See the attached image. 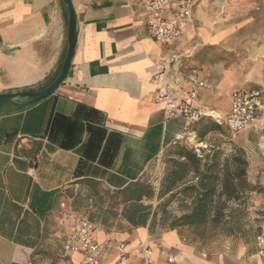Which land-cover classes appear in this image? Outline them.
<instances>
[{
	"label": "crops",
	"instance_id": "crops-1",
	"mask_svg": "<svg viewBox=\"0 0 264 264\" xmlns=\"http://www.w3.org/2000/svg\"><path fill=\"white\" fill-rule=\"evenodd\" d=\"M147 1L72 0L78 41L66 82L37 103H0V264H78L81 253L63 252L75 222L63 212L89 218L99 242H125L129 264H146L144 245L152 248L154 264H169L162 250L174 256L173 264H264L259 236L208 252L190 243L193 227L172 228L174 220L164 224L154 217L152 201H142L152 206L145 224L124 216L134 203L116 202L122 190L145 181L186 127L181 119L166 122L158 98L154 76L164 56H190L173 71L185 75L197 68L206 83L200 105L217 106L222 116L232 92L249 90H233L221 105L188 48L192 28L174 44L155 42L143 12ZM68 29L64 0H0V94L51 84L67 55ZM258 89L264 118V90ZM259 165L253 183L264 187V158ZM103 261L118 264L116 248Z\"/></svg>",
	"mask_w": 264,
	"mask_h": 264
},
{
	"label": "rangeland",
	"instance_id": "rangeland-1",
	"mask_svg": "<svg viewBox=\"0 0 264 264\" xmlns=\"http://www.w3.org/2000/svg\"><path fill=\"white\" fill-rule=\"evenodd\" d=\"M199 2L197 20L187 45L194 49L195 60L206 74L207 89L218 94L220 104H225L228 94L235 89L264 90V0ZM207 106L220 112L217 106ZM207 122L214 121H204ZM221 126V132L210 133L204 138V146L208 145L205 154L219 150L223 156H230L236 147L241 148L249 162L248 180L260 185L262 190L246 194L240 202H229L228 217L222 223L210 220L204 226L188 230L190 243L208 252L248 244L264 233V187L253 183L259 161L264 158V134L247 130L234 135L225 125ZM176 147L169 146L146 175L145 181L159 193L165 184L170 155ZM152 202L164 224L182 216L190 206L182 201L178 190Z\"/></svg>",
	"mask_w": 264,
	"mask_h": 264
},
{
	"label": "built area",
	"instance_id": "built-area-1",
	"mask_svg": "<svg viewBox=\"0 0 264 264\" xmlns=\"http://www.w3.org/2000/svg\"><path fill=\"white\" fill-rule=\"evenodd\" d=\"M199 0H148L143 5L144 15L148 19L151 37L157 43L170 45L180 41L186 32L195 25V11ZM173 53L163 57L159 71L154 76L158 84V98L163 105L166 122L181 119L185 129L175 135L171 145L176 146L187 142L198 154L201 148H207L199 143L197 134L189 131V127L204 119H211L219 125H225L236 135L252 130L264 134V118L260 112L263 92L258 88L235 90L231 94L230 110L222 116L214 109H209L199 103V91L206 87L205 81L198 78L199 70L192 68L190 73L181 75L173 71V67L182 59ZM190 84V88L186 85ZM65 220H75L73 229L62 245L65 256L81 253L78 264H104L103 255L117 252L118 264H129L128 245L120 242L114 246L113 240L99 242L96 239V226L86 217H76L72 212H63ZM146 264H154V252L148 245L141 246ZM258 255L264 259V233L258 238ZM169 264L175 262L174 256L164 250L160 252Z\"/></svg>",
	"mask_w": 264,
	"mask_h": 264
},
{
	"label": "trees",
	"instance_id": "trees-1",
	"mask_svg": "<svg viewBox=\"0 0 264 264\" xmlns=\"http://www.w3.org/2000/svg\"><path fill=\"white\" fill-rule=\"evenodd\" d=\"M206 120L211 119L189 127V131L197 134L199 143H203L210 133L222 131L221 125L204 123ZM176 146L170 155L165 184L161 192L158 191V198L178 190L182 201L190 206L182 216L174 217L172 228L204 226L210 220L220 224L228 217L226 208L229 202H240L246 194L262 190L260 185L249 182V162L241 148L236 147L233 154L223 156L219 150L205 154L207 148H201L198 154L187 142ZM156 193L157 189L152 184L139 181L117 194L116 202L124 205L134 203L131 209L125 210L124 216L132 220L137 218L138 224H145L152 206H145L142 201H152ZM158 214L156 211L154 217Z\"/></svg>",
	"mask_w": 264,
	"mask_h": 264
},
{
	"label": "water",
	"instance_id": "water-1",
	"mask_svg": "<svg viewBox=\"0 0 264 264\" xmlns=\"http://www.w3.org/2000/svg\"><path fill=\"white\" fill-rule=\"evenodd\" d=\"M68 11V51L61 72L47 87L40 90L20 91L0 94V103L18 100L22 105L42 101L54 94L66 82L70 73L78 41L77 15L72 0H64Z\"/></svg>",
	"mask_w": 264,
	"mask_h": 264
}]
</instances>
